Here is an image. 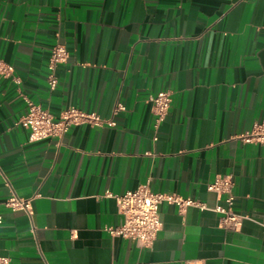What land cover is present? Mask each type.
<instances>
[{
	"label": "crops",
	"instance_id": "crops-1",
	"mask_svg": "<svg viewBox=\"0 0 264 264\" xmlns=\"http://www.w3.org/2000/svg\"><path fill=\"white\" fill-rule=\"evenodd\" d=\"M65 46L46 89L50 50ZM0 204L33 198L31 219L0 206L9 264H264V146L241 136L264 119V0H0ZM169 92L157 124L150 98ZM111 126L28 142L27 102ZM234 182L238 232L220 226L207 185ZM147 184L197 206H159L152 246L114 238L119 196Z\"/></svg>",
	"mask_w": 264,
	"mask_h": 264
},
{
	"label": "built area",
	"instance_id": "built-area-1",
	"mask_svg": "<svg viewBox=\"0 0 264 264\" xmlns=\"http://www.w3.org/2000/svg\"><path fill=\"white\" fill-rule=\"evenodd\" d=\"M69 57L65 46L56 44L50 50L45 76L46 89L52 93L58 85L56 70L58 66L67 62ZM0 77L13 78V68L0 60ZM27 102V111L22 115L16 125L28 131V142L35 143L44 140H56L59 144L64 135L72 127L83 124L94 126H111L112 122L101 120L94 113H86L76 108H67L58 116L51 115L40 106ZM151 114L157 124L166 117L171 103L169 92H160L150 98ZM241 140L247 144L264 146V119L255 122L250 131L241 136ZM234 182L230 176L217 177L207 185V191L217 196L220 204L214 208L219 215L220 226L232 232H238L241 228L243 216L234 212L235 197L233 195ZM105 197L113 198L116 202L117 214L121 218L120 225L108 227L106 232L114 237L133 242L139 248L148 249L152 246L162 224L159 218V206L163 203L175 205L180 212L188 207L197 206L190 199L177 195L155 194L149 190L147 184L139 186L134 191L125 192L119 196L107 193ZM33 198L24 199L12 194L5 199L0 206L12 211H22L31 219V202ZM205 209L204 206H197ZM1 222V218H0ZM0 264H9L8 258H0Z\"/></svg>",
	"mask_w": 264,
	"mask_h": 264
}]
</instances>
